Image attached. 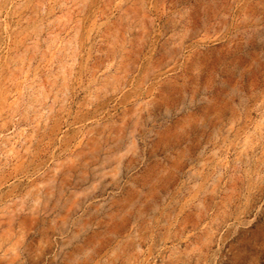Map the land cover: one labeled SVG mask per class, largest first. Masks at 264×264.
Wrapping results in <instances>:
<instances>
[{"label":"rangeland","instance_id":"1","mask_svg":"<svg viewBox=\"0 0 264 264\" xmlns=\"http://www.w3.org/2000/svg\"><path fill=\"white\" fill-rule=\"evenodd\" d=\"M0 264H264V0H0Z\"/></svg>","mask_w":264,"mask_h":264}]
</instances>
